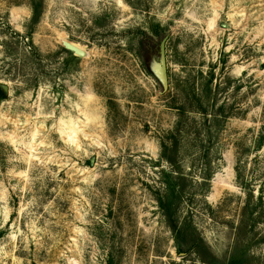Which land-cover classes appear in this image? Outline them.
I'll return each instance as SVG.
<instances>
[{
  "label": "rangeland",
  "instance_id": "rangeland-1",
  "mask_svg": "<svg viewBox=\"0 0 264 264\" xmlns=\"http://www.w3.org/2000/svg\"><path fill=\"white\" fill-rule=\"evenodd\" d=\"M0 264H264V0H0Z\"/></svg>",
  "mask_w": 264,
  "mask_h": 264
},
{
  "label": "water",
  "instance_id": "water-1",
  "mask_svg": "<svg viewBox=\"0 0 264 264\" xmlns=\"http://www.w3.org/2000/svg\"><path fill=\"white\" fill-rule=\"evenodd\" d=\"M71 48L74 49L75 52L78 53V54L82 53V51L79 48L75 47V46H71ZM161 74H162V77L164 79V83L166 85L167 81H166V73H165V59H164V56L162 57V73Z\"/></svg>",
  "mask_w": 264,
  "mask_h": 264
}]
</instances>
